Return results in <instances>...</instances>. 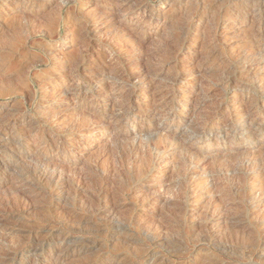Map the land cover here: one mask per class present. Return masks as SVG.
I'll list each match as a JSON object with an SVG mask.
<instances>
[{"label": "rangeland", "instance_id": "obj_1", "mask_svg": "<svg viewBox=\"0 0 264 264\" xmlns=\"http://www.w3.org/2000/svg\"><path fill=\"white\" fill-rule=\"evenodd\" d=\"M132 1L136 0H110L111 3L107 0H0V263L264 264V225L259 224L264 218V195L260 193V189L264 191V50L259 47L264 42V0H164L162 9L154 2L153 7L161 10L159 16L152 17L150 24H147V14H143L140 3L143 0ZM112 3L126 5L136 14L113 13L110 10ZM97 9L101 10L99 25L90 19ZM105 12L107 14L103 16ZM239 12L246 15L243 21L239 20ZM111 14L116 19L120 17L115 26L110 22ZM54 16L60 19V25L56 34L50 36L47 29ZM14 36L20 39L18 45L12 43ZM60 36L62 39L56 41ZM130 36L142 37L146 41L145 51L175 48V52L171 50L173 60H168L163 71L170 80L161 77L150 79L155 91L151 90L153 93L150 92L151 96L147 98L138 95L136 117L131 123L115 124V121L107 120L109 129L92 137L86 135V129L81 131V127L73 134L71 129L76 123L79 125L80 120V111L76 107L109 113L116 107L112 104L113 99H105L95 107L86 105L80 102L81 96L77 94L85 93L86 97H91L102 90L97 85H92L90 90L86 88L87 80L95 82L98 78L95 65L108 64L113 68L119 62L126 65L124 54L129 47ZM55 48H63L65 58L78 60L81 72L88 68L82 73L85 77L65 78L71 67L66 60L61 61L52 55ZM226 72H229L228 75H225ZM174 76L179 80L175 83L177 100L173 110L172 99L166 98L167 102L162 99L166 92L161 96L159 94L174 83ZM145 84L144 88L149 83ZM54 86L57 98L47 99L46 91ZM67 88L72 96L65 101L60 93ZM225 88L227 98L223 96ZM242 91L245 95L240 101L238 94L241 95ZM255 92H259L256 98L253 97ZM200 96L206 97L203 100ZM156 102L157 105H154ZM149 105L158 109L156 117L161 118L143 120ZM217 106L226 111L218 114ZM228 107L234 116L229 115ZM250 110L246 117L243 116ZM59 112L60 117L56 115ZM191 114L195 119H201L199 114H204L208 123L213 125L209 143L185 140L183 137L184 124L192 118ZM232 117L236 120L234 124H231ZM245 122L248 126L251 124L249 132L254 134L253 138H246L243 131ZM61 123L70 129H63ZM156 127L168 138L178 140L182 136L180 141L184 148L203 156V160L190 165V172L182 185L177 175L171 177L177 172L172 162L180 159L177 142L166 149V154H161V166L155 167L152 177L143 182L132 181L128 177L121 179L113 169L119 163L121 166L123 152L129 147L135 146V151L129 156L133 160L128 161V165L134 160L144 161L149 155H154L151 150L153 141L145 143V147L139 132ZM125 132L134 134L130 141L132 146L128 143L127 148L113 150L111 154L108 151L112 145L110 136ZM7 148L12 152L6 151ZM231 152H237L239 156L231 155ZM257 161L262 164L261 173L251 170ZM98 166L100 174L107 175L108 183L105 185L110 190L108 195L102 193L95 201L94 209L98 212L94 209L85 211V206L67 197L69 193L63 187V178L51 182L42 175V167L57 168L72 176L79 172L92 173ZM62 167L68 168L63 170ZM80 182L85 185L87 180ZM57 186L61 187L58 189ZM142 187L145 188L140 193ZM233 187L241 193L235 194ZM113 188L116 198L111 201L109 195L114 192ZM159 196L165 200L158 202L156 198ZM169 200L172 201L169 203ZM67 217L72 222L75 219L73 224ZM79 218L82 220L76 223ZM58 219L67 222V225L59 226ZM88 225L95 227L96 232L94 228L88 227L87 230ZM59 238L64 241L62 244L58 243Z\"/></svg>", "mask_w": 264, "mask_h": 264}, {"label": "bare ground", "instance_id": "obj_2", "mask_svg": "<svg viewBox=\"0 0 264 264\" xmlns=\"http://www.w3.org/2000/svg\"><path fill=\"white\" fill-rule=\"evenodd\" d=\"M5 1V0H4ZM21 1V0H20ZM23 1V0H22ZM34 1V0H33ZM108 2H110V0H107ZM174 1V0H173ZM250 1V0H249ZM3 2V1H2ZM30 2V1H29ZM95 2V1H94ZM113 2V1H112ZM124 2V1H123ZM126 2V1H125ZM133 2H137V0L136 1H132V3ZM154 2H157V4H159L158 6L160 7L161 6V9L162 8H164V0H143L142 2L140 1V3H141V5H142V8L144 9L143 10V14H147V16L149 17L148 18V22H147V24H150L151 22H152V17H154V16H156V15H158L159 16V13L158 12H160V10L161 9H155V7H153L154 6ZM168 2V1H167ZM239 2V1H238ZM251 2H252V0H251ZM111 3V2H110ZM172 3V2H171ZM240 3V2H239ZM245 3V2H244ZM255 3V2H254ZM46 4V3H45ZM64 4V3H63ZM104 4V3H103ZM174 4H175V2H174ZM234 4V3H233ZM236 4V3H235ZM47 5V4H46ZM86 5V4H85ZM100 5V4H99ZM105 5V4H104ZM130 5V4H129ZM172 5V4H171ZM171 5H169V6H171ZM250 5H251V3H250ZM253 5V4H252ZM232 6V5H231ZM236 6V5H235ZM239 5H237V7H238ZM105 7H107V5L105 6ZM100 8V7H99ZM134 8V7H133ZM174 9V8H173ZM235 9H238V8H235ZM240 9V8H239ZM111 12H124L126 15H128V16H133L134 14H136L135 13V11H133V12H131L130 10H131V8L129 7V8H127L126 7V5H122V4H119V3H112L111 4ZM150 10V11H149ZM234 10V9H233ZM94 11V10H93ZM101 10L100 9H97L96 11H94L95 12V14H93L92 16H91V18L90 19H92L93 20V23L95 24V25H99V21H98V19H99V16H100V12ZM103 11V10H102ZM33 12V11H32ZM137 12V11H136ZM162 12V11H161ZM201 12V11H200ZM36 13V12H35ZM77 13V12H76ZM163 13V12H162ZM234 13H236V12H234ZM70 14H72V13H70ZM106 12L105 13H102V15L103 16H106ZM170 14V13H169ZM110 15V14H109ZM112 16H110V22H111V24L113 25V26H115L116 24H118L119 22H120V17L119 18H115L114 17V14H111ZM118 15V14H117ZM120 15V14H119ZM124 15V14H123ZM140 15V14H139ZM171 15V14H170ZM200 15V14H199ZM69 16V15H68ZM72 16H73V14H72ZM121 16V15H120ZM238 16H239V20H244L245 19V16H244V14L242 13V14H240V12H239V14H238ZM73 17H75V15L73 16ZM79 17V16H78ZM161 17V16H160ZM164 17V16H163ZM71 18V17H70ZM162 18V17H161ZM237 18V17H236ZM82 20V19H81ZM74 21V20H73ZM123 21V20H122ZM139 21V20H138ZM48 22V21H47ZM50 22V24H49V28L47 29L48 30V34L50 35V36H53L54 34H56L55 32H56V29L59 27V25H60V19L59 18H56V16H54V17H52L51 18V20L49 21ZM48 22V23H49ZM86 22H88V21H86ZM101 22H102V20H101ZM100 22V23H101ZM108 22V21H107ZM153 22H155V21H153ZM176 22H177V20H176ZM234 22V21H233ZM66 23H68V22H66ZM69 23H70V21H69ZM74 23V22H73ZM76 23V22H75ZM83 23V22H82ZM92 23V24H93ZM136 23V22H135ZM173 23V22H172ZM174 23H175V21H174ZM193 23V22H192ZM137 24V23H136ZM48 25V24H47ZM74 25V24H73ZM83 25H85V24H83ZM103 25V24H102ZM109 25V24H108ZM106 26L107 28L109 27V26ZM120 25V24H119ZM118 25V26H119ZM71 26V25H70ZM82 26V25H81ZM91 26V25H90ZM75 27V26H74ZM85 27H86V25H85ZM84 27V28H85ZM112 27V26H111ZM186 27V26H185ZM73 28V27H72ZM96 28V27H95ZM144 29V28H143ZM69 30V29H68ZM67 30V31H68ZM88 30V29H87ZM86 30V31H87ZM100 30V29H99ZM17 31V30H16ZM95 31H96V29H95ZM77 32H79L78 30H77ZM90 32V31H89ZM93 32V31H92ZM45 33V32H44ZM46 33H47V31H46ZM75 33V32H74ZM82 33V32H81ZM91 33V32H90ZM114 33V32H113ZM140 33V32H139ZM40 34H41V32H40ZM94 34V33H93ZM136 34H137V32H136ZM183 34V33H182ZM45 35V34H44ZM84 35L85 34H83V36L82 37H84ZM131 35V34H130ZM138 35V34H137ZM186 35H187V33H186ZM92 37H93V35H91ZM141 36V35H140ZM183 36V35H182ZM45 37V36H44ZM147 37V36H146ZM88 38V37H87ZM130 40H128L129 41V47L127 48V50H126V52H125V57H126V59L127 60H125V61H127L126 62V65H124V63L122 64V62H119V63H116V67H112L111 65L109 66L108 64L106 65H103V66H99V65H95V67L94 68H96V72L95 73H99V75H98V78L96 79V81L95 82H90V81H86V88H87V90H90L91 89V86L92 85H97V86H99L102 90H105V92L104 93H102V90H100L99 92H97V93H95V94H93L91 97H86L85 96V93H84V95H81L80 93H78L77 95H80L81 97V100H80V102L81 103H85L86 105H90V106H93V107H95L98 103H100V102H102L103 100H110V99H113V102H112V104H114V106L116 105V107H113V110L111 111L110 109V111H111V113H109V112H107V111H102V112H91L90 111V109H88V110H86V108H85V110L84 109H80L79 107H76V109L77 110H79L80 111V120H79V125L76 123V126H73L72 127V129H71V131L73 132V134L74 133H77L76 132V130H77V128L78 127H81V128H83L81 131H83L84 129H86V131H87V133H86V135L87 136H90V137H92L93 135H95L97 132H101L102 130H105V129H107L108 128V126H109V124L107 125L106 124V122H107V120L108 121H115V124L117 123V122H121V124L123 123V124H129V123H131L132 122V120H134V118L136 117V114H135V105H136V100L137 99H139L138 98V95L139 94H141V95H144V97L145 98H147V97H150L151 96V93L150 92H152V91H155L154 90V88H153V86H155V85H151L150 84V79H152V78H159V77H161V79H166V80H170V79H167L166 78V76H165V74H164V67H165V65L167 64V62H168V60H173V58H172V55H171V50L173 49H171V50H169V51H167L169 48L168 47H166L167 48V50H162V49H159V48H157V49H155V50H151L150 52L149 51H145L144 50V45H145V43H146V41H144V39L142 38V37H139V36H130V37H128ZM168 38V37H167ZM60 39H62V36H60V37H58L57 39H55L56 41H58V40H60ZM91 39V38H90ZM113 39V38H112ZM166 39V38H165ZM184 39V38H183ZM203 39V38H202ZM146 40V39H145ZM170 40V39H169ZM168 39H167V41H169ZM115 41V40H114ZM124 41V40H123ZM260 41V40H259ZM12 43L14 44V45H18V43H20V39L17 37V36H14L13 38H12ZM167 43V42H166ZM166 43H165V45H166ZM192 43V42H191ZM206 43V42H205ZM259 43H261V42H259ZM170 44V43H169ZM168 44V45H169ZM172 44V43H171ZM128 45V44H127ZM167 45V46H168ZM189 45V44H188ZM201 45V44H200ZM207 45V44H206ZM126 46V45H125ZM160 46V45H159ZM164 46V44H162L161 43V47L162 48H164L163 47ZM172 46V45H171ZM65 47V46H64ZM158 47V46H157ZM174 47V46H173ZM202 47H204V46H202ZM259 47H261L260 49H263L264 50V42H263V44H261ZM108 49V48H107ZM178 49V48H177ZM177 49H176V51H177ZM174 50H175V48H174ZM174 50H172V52L174 51ZM207 50V49H206ZM262 50V51H263ZM51 51V50H50ZM62 51H63V48H55V49H53L52 50V55H54L55 57H57V58H59L61 61H64V60H66L67 62H68V65L71 67V69H70V71L67 73V74H65V78H72V79H82L83 77H85L84 75H82V73H83V71H86L88 68H84L83 69V71L81 72V67H79V63L80 62H78V60L76 61V60H74L72 57H64L65 55H63L62 54ZM109 51V50H108ZM111 52V51H110ZM175 52V51H174ZM46 53H47V51H46ZM113 54V53H112ZM176 54V53H175ZM110 55V54H109ZM120 55V54H119ZM174 55V54H173ZM190 55H192L191 53H190ZM68 56V55H67ZM111 56V55H110ZM52 57V56H51ZM103 58V57H102ZM107 58V57H106ZM117 58V57H116ZM156 58H157V60H156ZM180 58V57H179ZM202 58H203V56H202ZM178 59V58H177ZM103 60V59H102ZM122 60V59H121ZM156 61L155 63H153V61ZM187 60V59H186ZM189 60H190V58H189ZM54 61V60H53ZM80 61H82L83 62V60H80ZM124 61V62H125ZM157 61H158V63H157ZM82 62H81V64H82ZM101 62V61H100ZM111 62V61H110ZM118 62V61H117ZM184 62V61H183ZM102 63V62H101ZM104 63V62H103ZM144 63V64H143ZM174 63V62H173ZM172 63V64H173ZM186 63V62H185ZM199 63V62H198ZM61 64V63H60ZM67 64V63H66ZM97 64V63H96ZM118 64V65H117ZM187 64V63H186ZM58 65V64H57ZM62 65V64H61ZM60 65V66H61ZM64 65V64H63ZM88 65V64H87ZM171 65V64H170ZM194 65V64H193ZM90 66H91V64H90ZM200 66V65H199ZM84 67V66H83ZM87 67V66H86ZM92 67V66H91ZM174 67V66H173ZM61 68V67H60ZM184 68V67H183ZM197 68V67H196ZM61 69H63V67L61 68ZM90 69V68H89ZM93 69V68H92ZM166 69V68H165ZM187 69H189V67H187ZM195 69V68H194ZM199 69V68H198ZM227 69V68H226ZM167 70V69H166ZM220 70V69H219ZM228 70V69H227ZM92 71V70H91ZM95 71V70H94ZM224 71V70H223ZM230 72V71H229ZM229 72H226L225 73V75L227 74V73H229ZM186 73V72H185ZM196 73V72H195ZM223 73V72H222ZM231 73H233V71H231ZM235 73V72H234ZM233 73V74H234ZM63 74V73H62ZM84 74V73H83ZM171 74V73H170ZM187 74V73H186ZM236 74V73H235ZM94 75V74H93ZM179 75V74H178ZM223 75V74H222ZM228 75V74H227ZM162 76H164L163 78H162ZM177 76V75H176ZM176 76H174V78H175V80L173 81L174 83L173 84H169L168 86V89L166 88V90L167 91H160V96H161V93L163 94V93H165L163 96H162V99H165V101H166V98L167 99H172L171 101H173V107H172V109L173 108H175V106H174V102L177 100V95H176V89H177V86H176V82H177V80H179V79H176ZM190 76V75H189ZM192 76V75H191ZM237 77H238V75H236ZM51 77V76H50ZM53 77V76H52ZM182 77H184V76H182ZM196 78H197V76H195ZM228 77V76H227ZM201 78V77H200ZM209 78V77H208ZM222 78V77H221ZM232 78V77H231ZM88 79V78H87ZM185 79H186V77H185ZM227 79V78H226ZM234 79V78H233ZM240 79V78H239ZM165 80V81H166ZM189 80V82H190V79H188ZM199 80V79H198ZM235 80V79H234ZM238 80V79H237ZM74 81V80H73ZM153 81V80H152ZM239 81V80H238ZM59 82V81H58ZM149 83L147 86H146V88H144V85H146L145 83ZM156 82V81H155ZM154 82V83H155ZM186 82V81H185ZM229 82H230V80H229ZM76 83H79L78 81H76ZM160 83V82H159ZM180 83V82H179ZM213 83V82H212ZM212 83H211V85H212ZM219 83V82H218ZM157 84V83H156ZM190 84H192V83H190ZM77 85V84H76ZM184 85V84H183ZM223 85V84H222ZM63 86V85H62ZM75 86V85H74ZM81 86V85H80ZM165 86V85H164ZM163 86V87H164ZM227 85H225V87H226ZM236 86H239V85H237L236 84ZM79 87V86H78ZM221 87H223V86H221ZM228 87V86H227ZM230 87V86H229ZM48 88V87H47ZM224 88V87H223ZM50 90H47L46 92H48V96H47V99H49L50 97H53L52 99H54V98H57V96H56V92H55V86H54V88H49ZM160 89V88H159ZM237 89V88H236ZM83 90V89H82ZM85 90V89H84ZM152 90V91H151ZM165 90V89H164ZM200 90V89H199ZM220 90H221V88H220ZM58 91V90H57ZM80 91V90H79ZM94 91V90H93ZM159 91V90H158ZM178 91V90H177ZM226 91H227V88H225L224 90H223V96H225L226 98H227V96H226ZM50 92V93H49ZM222 92V91H221ZM243 92V91H242ZM254 92V91H253ZM73 93H75V92H73ZM153 93V92H152ZM257 93H259V92H255L254 93V98H256V95H257ZM50 94V95H49ZM52 94V95H51ZM63 97H62V100H65V101H67L68 100V98H69V96H72V95H70V90L67 88V89H64L61 93H60ZM72 94V93H71ZM158 94V93H157ZM158 95V96H159ZM245 95V92H243L241 95H239L238 94V96H239V100L241 101L242 99H243V96ZM89 96H90V94H89ZM152 96H154V94L152 95ZM30 97H31V95H30ZM78 97V96H77ZM76 97V98H77ZM199 97V96H198ZM201 97V96H200ZM206 97V96H205ZM205 97H201L200 99H205ZM246 97V96H245ZM157 98H160V97H157ZM33 99V98H32ZM252 99V98H251ZM34 100V99H33ZM152 100H153V98H152ZM246 100V99H245ZM200 101V100H199ZM252 101H253V99H252ZM71 102V101H70ZM76 102V101H75ZM160 102V101H159ZM167 102V101H166ZM166 102H165V107H167L166 106ZM170 102V101H169ZM245 102V101H244ZM264 102V101H263ZM104 103V102H103ZM141 103V102H140ZM153 103V102H152ZM157 103L158 102H156V104H154V105H157ZM248 103V102H247ZM253 103V102H252ZM255 103V102H254ZM74 104V103H73ZM105 104V103H104ZM169 104V103H168ZM167 104V105H168ZM241 104V103H240ZM75 105V104H74ZM141 105V104H140ZM172 105V104H171ZM182 105V104H181ZM236 105V104H235ZM246 105V104H245ZM258 105V104H257ZM84 106V105H83ZM163 106V105H162ZM162 106L160 107V108H162ZM198 106V105H197ZM261 106V105H260ZM92 107V108H93ZM149 108L146 110V112H145V116L143 117V120H150V119H156V118H158V117H156V114H157V111H158V109L155 107V106H148ZM169 107V106H168ZM218 107V110H216L217 112H218V114L219 113H223L224 111H226V110H221L219 107L220 106H217ZM252 107V106H251ZM142 108H143V106H142ZM261 108V107H260ZM263 108V107H262ZM227 109H229V115L230 116H234V115H232V113H230V110H232V109H230V107H228ZM236 109H237V107H236ZM239 109V108H238ZM254 109V108H253ZM65 110V109H64ZM167 110V109H166ZM174 110V109H173ZM194 110V109H193ZM200 110V109H199ZM207 110V109H206ZM247 110V109H246ZM245 110V111H246ZM260 110H262V109H260ZM13 111V110H12ZM16 111V110H15ZM63 111V110H62ZM83 111H85V112H83ZM142 111V110H141ZM201 111V110H200ZM67 112V111H66ZM76 112V111H75ZM171 112H172V110H171ZM236 113H237V111H235ZM249 112H251V110L250 111H248V112H246V113H244L243 114V116H245L246 117V115H248L249 114ZM256 112H259V109H256ZM65 113V112H64ZM73 113V112H72ZM169 113V112H168ZM199 113V112H198ZM203 113V112H202ZM75 114V113H74ZM77 114H78V111H77ZM141 114V113H140ZM163 113H161L160 115H162ZM166 114V113H165ZM181 114V113H180ZM195 114V113H194ZM205 114V113H204ZM204 114L203 115H201V114H199L200 116H201V119H195V118H193V115H192V118L191 119H189L188 121H186V123L184 124V127H183V131H184V133H183V137L185 138V140H188V139H191V141L192 140H196V141H204L206 144L207 143H209L211 140V134H210V129H212V124L210 123H208V121L204 118ZM56 115H58L59 117H60V115H61V113L59 112V113H57ZM64 115V114H63ZM73 115V114H72ZM167 115V114H166ZM182 115V114H181ZM190 115V116H191ZM226 115V114H225ZM74 116V115H73ZM163 116V115H162ZM76 117V116H75ZM156 117V118H155ZM236 117V116H235ZM234 117V118H235ZM239 117V116H238ZM241 117H242V115H241ZM249 117V116H248ZM142 118V117H141ZM159 118H161V117H159ZM163 118V117H162ZM196 118H199V117H197L196 116ZM207 118V117H206ZM229 118V117H228ZM233 118V117H232ZM234 118L232 119V122H231V124H234V122L236 121V120H234ZM63 119V118H62ZM202 119H205V120H203L202 122H200V120H202ZM242 119V118H241ZM244 119V118H243ZM61 120V119H60ZM176 120V119H175ZM66 121V120H65ZM150 122H152V121H150ZM73 123V122H72ZM60 124V123H59ZM65 123H61V127L64 125ZM250 124V123H249ZM4 125V124H3ZM29 125H31V124H29ZM72 124H70V126H71ZM119 125V124H118ZM219 125V124H218ZM251 125V124H250ZM250 125L248 126L247 124H246V122L244 123V126H243V131L245 130V132H246V138L247 139H250V138H253V135L254 134H252V133H250L249 132V128H250ZM111 126V125H110ZM156 126V125H155ZM226 126V125H225ZM126 127V126H125ZM221 127H223V126H221ZM70 129V127L69 126H67V127H65V125H64V127H63V129ZM224 128V127H223ZM109 129V128H108ZM119 129V128H118ZM215 129V128H214ZM252 129V128H251ZM79 130V129H78ZM120 130H121V128H120ZM253 130V129H252ZM68 131V130H67ZM80 131V132H81ZM85 131V132H86ZM115 131V130H114ZM116 131H117V129H116ZM243 131H242V135H243ZM20 132V131H19ZM79 132V131H78ZM79 132V133H80ZM124 132V131H123ZM142 132V131H141ZM141 132H139L138 134H139V137H140V139L141 140H143L144 141V144L145 143H150V142H152L153 141V143H152V147H151V150H152V152H155V153H153L154 155H149V153H148V157L146 158V159H144V161H142V160H134L133 162H129L130 164L128 165V161H131V160H133V159H131V158H129V156H131V154L135 151V150H133V148L135 147H129L128 149H127V151L125 150V152H123V153H125L124 155H123V163L125 164V163H127V164H125L124 166H123V163L121 164V166H122V168H121V166H120V163L118 164V165H115V166H113V169H114V171L117 173V174H119V176L121 177V179L123 178L124 180H125V178L126 177H128V178H130L129 180H132V181H138V182H143L144 180H146V179H149L150 177H152V174H153V170H154V168L155 167H158L160 164H159V161L161 160L159 157H162V155L161 154H163V153H165V151H166V149L167 148H169L170 147V145L172 144V143H176L177 142V145H179V150H180V155L179 154H177V155H179L180 156V159L178 160V159H175L172 163H173V165H174V168L177 170V172L176 173H174L171 177H175L176 175V177H178V181H180V185H182V183L184 182V180H186L187 179V177H188V173L190 172V165H192V164H196L197 162L196 161H199L200 159H202L203 160V158H201V154H200V156L198 155V154H196V153H194V152H190V151H188L186 148H184L182 145H183V143L180 141V139H181V137H180V139H178V140H176L174 137H170V138H168V137H166V135H163L162 133H161V131H160V129H158L157 127L155 128V129H153V130H150V128H149V130H145L143 133H141ZM253 132V131H252ZM21 133V132H20ZM31 133V132H30ZM82 133V132H81ZM135 133V132H134ZM113 134H115V133H113ZM165 134V133H164ZM233 134H235V133H233ZM236 135H239L238 133L236 134ZM17 136V135H16ZM132 137H135L134 136V134L132 133V134H128V133H122V134H119V135H115V136H110V138H111V146H110V148H109V150L108 151H110V153L112 154V152L111 151H113V150H116V151H118V149H121L122 148V150L124 149V147L125 146H127L126 144H128L129 143V145H131L130 144V141L133 139ZM217 137H218V135H217ZM87 138V137H86ZM183 139V138H182ZM181 139V140H182ZM233 139V138H232ZM79 140V139H78ZM107 140V139H106ZM137 140V139H136ZM184 140V141H185ZM68 141V140H67ZM66 141V142H67ZM70 142V141H69ZM72 142V141H71ZM74 142V141H73ZM137 142V141H136ZM141 142V141H140ZM181 142V143H180ZM232 142H235V139H233L232 140ZM133 143V142H132ZM68 144V143H67ZM74 144V143H73ZM72 144V145H73ZM135 144V143H134ZM141 144L143 145V143L141 142ZM19 145V144H18ZM71 145V144H70ZM128 145V146H129ZM137 145H138V142H137ZM141 145V146H142ZM146 145V144H145ZM173 145V144H172ZM171 145V146H172ZM176 145V146H177ZM249 145V144H248ZM132 146V145H131ZM145 147H147V145L145 146ZM150 147V146H149ZM125 148H127V147H125ZM141 148H143V147H141ZM70 149V148H69ZM137 149V148H136ZM149 149V148H148ZM12 149H9V148H7L6 149V151H9V152H12L11 151ZM121 150V151H122ZM138 150V149H137ZM178 150V151H179ZM120 151V150H119ZM146 151H147V149H146ZM151 152V153H152ZM5 153V152H4ZM109 153V152H108ZM144 153V152H143ZM168 153V152H167ZM198 153V152H197ZM231 153H233V152H231ZM237 153V152H236ZM235 152L233 153V154H231V155H237ZM240 153V152H239ZM241 153H242V151H241ZM8 154V153H7ZM166 154V153H165ZM246 154V153H245ZM1 155V154H0ZM15 155V154H14ZM106 155H108V154H106ZM120 155H121V153H120ZM140 155H141V153H140ZM161 155V156H160ZM173 155V154H172ZM172 155H171V157H172ZM7 156V155H6ZM10 156V155H9ZM108 156H110V155H108ZM116 156H118V155H116ZM135 156V155H134ZM138 156V155H137ZM237 156H239V154L237 155ZM4 157V156H3ZM111 157V156H110ZM114 157H115V155H114ZM176 157V156H175ZM203 157V156H202ZM13 158V157H12ZM173 158V157H172ZM172 158H170V159H172ZM234 158V157H233ZM18 159V158H17ZM115 159V158H114ZM114 159H113V161H114ZM119 159V158H118ZM122 158H120V161H122L121 160ZM164 159V158H163ZM173 160V159H172ZM171 160V161H172ZM37 161V160H36ZM43 161V160H42ZM162 161V160H161ZM170 161V162H171ZM169 162V163H170ZM196 162V163H195ZM258 162V161H257ZM261 162H262V164H263V161L261 160ZM261 162H258L257 164L255 163V166L253 167H251V170H252V172L253 173H255V172H259V173H261V171L262 170H260L261 169V166H262V164H261ZM46 163V162H45ZM73 163H76V161H73ZM42 164H44V163H42ZM47 164V163H46ZM45 165V164H44ZM43 165V166H44ZM50 165V164H49ZM71 165V164H70ZM128 165V166H127ZM63 166V165H62ZM161 166V165H160ZM63 168V170L64 169H67L68 167H62ZM61 168V169H62ZM70 168H72V167H70ZM162 168V167H161ZM42 175H43V177H45V178H48L49 180H51V182L52 181H54L53 179H59V178H63L64 179V181H65V183H64V189L66 188V189H68L69 190V192H68V190H67V193H69L68 194V196L67 197H71V198H73L74 200H75V203H81L83 206H85V208L87 209V210H85V211H88V209H94L95 208V206H94V203H95V201L96 200H98V198H99V196L102 194V193H105V194H109V192H110V190L108 189V185L106 186L105 184H106V182L108 183V181H106V179H108V177H107V175H103V174H100V171H101V168H99V166L97 167V168H94V171L93 170H91V171H93L92 173H90V171L89 172H85V173H82V172H79V173H74L72 176H68L67 174H66V172L65 171H59L57 168H43L42 167ZM93 169V168H92ZM160 169V168H159ZM183 169H185V171L183 172ZM111 170H112V168H111ZM157 170H158V168H157ZM163 170V169H162ZM161 170V171H162ZM161 171H158L159 173H161ZM41 172V171H40ZM64 172H65V174H64ZM69 172H71V171H69ZM103 173H104V171H102ZM101 172V173H102ZM68 173V172H67ZM106 173V172H105ZM114 173V172H113ZM112 173V174H113ZM233 173H235V172H233ZM69 174V173H68ZM125 175V176H124ZM39 176H40V174H39ZM109 176V175H108ZM112 176V175H111ZM115 176V175H114ZM125 177V178H124ZM132 177V178H131ZM37 178H38V176H37ZM110 179V178H109ZM38 180V179H37ZM79 180H82V181H84V180H87V183L85 184V185H82V183L80 184L79 183ZM128 180V181H129ZM46 181V180H45ZM62 181V180H61ZM131 181V182H132ZM110 182V181H109ZM130 182V181H129ZM116 183V182H115ZM119 183V182H118ZM128 182H126V184H127ZM52 184V183H51ZM77 184H78V186H77ZM80 184V185H79ZM113 184V183H112ZM122 184V183H121ZM46 185V184H45ZM110 185V184H109ZM123 185V184H122ZM128 185V184H127ZM62 186V185H61ZM60 186V187H61ZM120 186V185H119ZM58 187V186H57ZM60 187H58V189L60 188ZM120 187H122V186H120ZM82 188V189H81ZM124 188V187H123ZM145 187H142L141 188V190L139 191L140 193L143 191V189H144ZM147 188V187H146ZM235 187H233V189H234ZM140 189V188H139ZM113 191H114V188L112 189ZM235 190V194H240L241 193V191L238 189L237 191H236V189H234ZM58 191V190H57ZM61 191H62V189H61ZM63 191H65V190H63ZM233 191V190H232ZM57 193V192H56ZM115 191L112 193L111 192V194L109 195L110 196V199H111V201H113V200H115V198H116V195H115ZM260 193H262L261 195H264V191H261V189H260ZM157 195V194H156ZM64 195H62V197H63ZM107 197V196H106ZM109 198V197H108ZM64 199V198H63ZM156 199H158L157 201L158 202H162L163 200H165V198L164 199H162V196H159V198H156ZM51 200H52V198H51ZM65 200V199H64ZM63 200V201H64ZM254 200H256L255 198H254ZM68 200H66V202H67ZM170 201H172V200H169V203H170ZM69 202V201H68ZM102 203V202H101ZM110 203V202H109ZM168 203V204H169ZM73 204V203H72ZM71 204V205H72ZM106 204H108V203H106ZM110 204H112V203H110ZM14 205V204H13ZM13 205H12V207H13ZM15 206V205H14ZM68 206V205H67ZM76 206V205H75ZM78 206V205H77ZM76 206V207H77ZM148 206V205H147ZM7 207V206H6ZM66 207V206H65ZM69 207V206H68ZM81 206H80V204H79V208H80ZM112 207H113V205H112ZM146 207V206H145ZM14 208V207H13ZM11 209V210H14V209ZM82 208V207H81ZM4 209H6V208H4ZM64 209V208H63ZM72 209V208H71ZM83 209H84V207H83ZM99 209V208H98ZM6 210H9L8 208L6 209ZM11 210H9V211H11ZM17 210V209H16ZM95 211H96V209H94ZM212 210V209H211ZM67 211V210H66ZM66 211H64L66 214H67V212ZM90 211V210H89ZM107 211V210H106ZM115 211V210H114ZM113 211V212H114ZM70 212V211H69ZM91 213H92V211H90ZM96 212H98V211H96ZM100 212V211H99ZM72 213V212H71ZM93 213H95V212H93ZM108 213H110V211L108 212ZM116 213V212H115ZM221 213V215H222V211L220 212ZM219 213V214H220ZM65 214V215H66ZM87 214V213H86ZM81 215V214H80ZM107 215V214H106ZM110 215V214H109ZM209 215V214H208ZM63 216H64V214H63ZM77 216V215H76ZM82 216V215H81ZM80 216V217H81ZM84 216V215H83ZM112 216H113V218L114 219H117L116 217H115V215H114V213H112ZM111 216V217H112ZM219 216V215H218ZM241 217H242V215H240ZM9 217V216H8ZM70 217V216H69ZM72 217H74V216H72ZM78 217V216H77ZM88 217V216H87ZM222 217H225V215H223ZM49 218V217H48ZM53 218V217H52ZM55 218V217H54ZM83 218V217H82ZM89 218V217H88ZM113 218H111V219H109V220H112ZM211 218V217H210ZM61 219V218H60ZM60 219H58V221L60 220ZM67 219H69L68 217H67ZM66 219V220H67ZM77 219V218H76ZM91 219V218H90ZM93 219V218H92ZM223 219H226V218H223ZM47 220V219H46ZM45 220V221H46ZM49 220H51V219H49ZM63 220V219H62ZM70 220V219H69ZM68 220V221H69ZM74 221H75V219H73ZM82 219H80L79 218V221H77L76 220V223L78 222H80ZM108 220V221H109ZM204 220V219H203ZM8 221V220H7ZM71 222L70 223H72L73 224V222H72V220H70ZM85 221H87V220H85ZM226 221V220H225ZM47 222V221H46ZM46 222H45V224H46ZM57 222V221H56ZM109 222H111V221H109ZM108 222V223H109ZM116 222V221H115ZM48 223H51V222H48ZM59 226L60 225H62L63 227L64 226H66L67 224V222H62V221H59ZM69 224V223H68ZM71 224V225H72ZM85 224V223H84ZM83 224V225H84ZM120 224V223H119ZM201 224V223H200ZM259 224H262V225H264V218H262V220H261V222L259 223ZM49 225H51V224H49ZM71 225H70V227H71ZM76 225V224H75ZM118 225V224H117ZM44 226V225H43ZM199 226V225H198ZM260 226V225H259ZM45 227V226H44ZM82 227V226H81ZM86 227V226H85ZM88 227L89 228H91V226H87V230H88ZM117 227H119V226H117ZM50 228V227H49ZM72 228V227H71ZM79 228V227H78ZM83 228H84V226H83ZM82 228V229H83ZM94 228V229H93ZM93 228H91V229H93V230H95V227H93ZM57 229V228H56ZM80 229V228H79ZM90 229V230H91ZM75 230V229H74ZM81 230V229H80ZM59 231V230H58ZM71 231V230H70ZM111 231V230H110ZM80 231L78 230V233H79ZM95 232H96V230H95ZM113 232V231H112ZM119 233V232H118ZM61 234V233H60ZM116 234V233H115ZM69 235V234H68ZM59 236V235H58ZM264 236V235H263ZM60 237V236H59ZM65 238H66V236H64ZM64 237H62L63 239H64ZM107 237H108V235H107ZM106 237V238H107ZM68 238V237H67ZM124 239V238H123ZM127 238H125V240H126ZM253 239V238H252ZM254 239H256V237L254 238ZM262 239V238H261ZM260 239V240H261ZM264 239V238H263ZM57 240V239H56ZM83 240V239H82ZM124 240V241H125ZM257 240V239H256ZM256 240H255V242H256ZM51 241H53V240H51ZM253 241V240H252ZM64 241L63 240H61L60 238L58 239V243H60V244H62ZM73 242V241H72ZM70 243V242H69ZM254 243V242H253ZM71 244V243H70ZM95 244V243H94ZM257 244V243H256ZM264 244V243H263ZM262 244V245H263ZM58 245V244H57ZM72 245V244H71ZM116 245L117 244H115V247H116ZM70 246V245H69ZM37 248V247H36ZM35 248V249H36ZM112 248V247H111ZM110 248V249H111ZM113 249H114V247H113ZM116 249H118V247L116 248ZM38 251V250H37ZM40 251V250H39ZM154 253V252H153ZM112 255V254H111ZM115 255H117V254H115ZM115 255L113 256V257H115ZM142 255V254H141ZM140 255V256H141ZM139 256V257H140ZM135 257H136V255H135ZM137 258H138V256H137ZM152 258V257H151ZM103 259V258H102ZM105 259H107V258H105ZM135 259V258H134ZM133 259V260H134ZM136 260V259H135ZM153 260V259H152ZM146 261V260H145ZM136 262H137V260H136ZM135 262V263H136ZM1 264V263H0Z\"/></svg>", "mask_w": 264, "mask_h": 264}]
</instances>
